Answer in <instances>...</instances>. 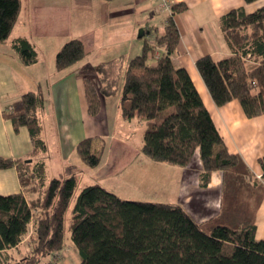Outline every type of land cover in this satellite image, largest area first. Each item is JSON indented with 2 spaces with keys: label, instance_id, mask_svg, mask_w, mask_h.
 Listing matches in <instances>:
<instances>
[{
  "label": "trees",
  "instance_id": "trees-1",
  "mask_svg": "<svg viewBox=\"0 0 264 264\" xmlns=\"http://www.w3.org/2000/svg\"><path fill=\"white\" fill-rule=\"evenodd\" d=\"M110 1V0H106ZM257 0H244L246 4ZM22 8L21 0H0V42L9 39ZM187 4H174V14ZM229 55L196 61L217 106L237 99L245 114H264V5L253 11L230 9L221 18ZM180 43L174 15L163 33L146 40L142 53L126 64L123 55L95 68L100 86L84 77V96L91 116L100 113L105 97L120 95V115L146 122L141 150L150 159L186 167L198 152L202 186L221 170L218 214L198 223L180 204L122 198L99 183L83 186L71 208V239L81 260L77 264H264V237L256 239V215L264 199V172L256 177L242 156L232 153L185 68L172 56ZM13 47L25 65L38 61L26 38ZM162 54H156L158 48ZM87 55L79 38L57 52L55 68L66 70ZM150 55L156 63L148 62ZM21 108L5 113L16 130L26 127L32 143L27 158L0 155V170L16 168L24 192L0 194V264H60L56 256L66 245V214L78 186V168L68 165L48 178L37 159L47 151L38 111L42 89L27 91ZM106 149L103 138L87 137L76 146L81 160L96 167ZM37 159V160H36ZM264 169V156L260 158ZM25 240L19 256L11 252Z\"/></svg>",
  "mask_w": 264,
  "mask_h": 264
},
{
  "label": "crops",
  "instance_id": "crops-1",
  "mask_svg": "<svg viewBox=\"0 0 264 264\" xmlns=\"http://www.w3.org/2000/svg\"><path fill=\"white\" fill-rule=\"evenodd\" d=\"M21 2L20 15L9 39L0 42V155L14 159H25L30 156L32 143L28 129L23 126L16 130L5 113L21 108V97L25 92L41 88L44 106L38 111V115L42 125V137L48 148L37 159L45 162L48 178L59 175L68 165H75L80 171L79 166L74 164L77 158L81 160L76 151L77 144L87 137L103 138L106 143V138L110 135L108 129L110 97L103 99L100 113L91 116L87 111L84 96V77L90 76L100 86L95 67L120 55L126 58L127 64L131 58L142 53L144 43L146 40L152 41L155 32L163 33L168 17L156 11V0H21ZM174 2H184L187 8L174 15L180 32V43L172 59L177 66L185 68L190 74L228 149L232 153L240 154L255 176L260 178L264 172L260 162V158L264 156V114L248 117L237 99L217 106L198 71L196 61L207 54L214 60L229 55L221 31V18L225 13L241 6L250 12L264 4L257 5L258 0L250 4H246L244 0H174ZM75 12L79 17H85L79 20L81 23L79 27H74ZM139 28L144 31L142 37L137 35ZM18 38H26L31 42L38 53L37 62L31 65L22 62L13 47V42ZM73 38L83 41L87 55L72 67L57 71L56 54ZM164 50L159 47L158 53L162 54ZM99 51H110L111 56H114L100 61L98 59L95 64L93 58L96 55L93 54ZM89 63L94 66H89ZM155 63L156 61L151 64ZM112 104H116L117 116H121L120 98ZM127 121L132 125H129L130 130L123 136L122 145L117 146V152L111 156L109 168L102 171L100 177L104 179L89 177L82 181L84 186L99 183L119 195L116 184L112 181L113 177L133 166L136 169V166L145 165L153 169L154 165L155 170L158 167L161 174L163 171V181L165 177L169 180L166 182L168 186L172 187L171 192L174 194L168 203L182 205L198 223L218 214L222 196V171H213L210 182L204 187L200 181L202 165L198 152L186 167L151 160L141 150L143 140L140 138L134 144L130 139L136 126L140 125L145 130L146 122L137 118ZM135 169L131 171L133 174ZM156 180L159 181V178ZM150 181L148 179L147 182ZM136 183L141 185L142 181L138 180ZM18 192H24L28 198H33L32 194L25 192L16 168L1 169L0 194ZM256 225L255 237L259 240L264 237V199L257 211ZM26 248L27 243L24 240L18 249L11 252L19 256Z\"/></svg>",
  "mask_w": 264,
  "mask_h": 264
},
{
  "label": "rangeland",
  "instance_id": "rangeland-1",
  "mask_svg": "<svg viewBox=\"0 0 264 264\" xmlns=\"http://www.w3.org/2000/svg\"><path fill=\"white\" fill-rule=\"evenodd\" d=\"M168 1H169V4L166 5V3H163L161 0H156V11L158 13L164 14L166 17H169L170 15H175L174 14V4H175L174 0H168ZM260 4H264V0H258L257 5H260ZM76 12L74 14V21H75L74 27H79V25L81 24L79 23V20L84 19L85 17H79V15ZM80 14L82 15V12H80ZM139 31H140V28L137 31V35ZM138 41H141V40L138 39ZM49 46L50 45H48V47ZM110 51L108 52L99 51L93 54V56L96 55L93 58L95 60V64H96V61H98V59L100 61L103 59H110L112 56H114V55L111 56L112 53L110 54L109 53ZM154 61H156V57L150 55L148 62L154 63ZM89 66H94V65H91L89 63ZM119 98H120V95H116L108 99V123H109L108 129H109L110 135H108V137L106 138V150L104 154L102 155V160L100 164L96 167H90L86 165L79 158H77V160L74 162V164H77L81 170L84 169L85 171H81V170L78 171V174H79L78 182L79 183L75 191L70 208L66 214V220H65L66 245L63 251H61L59 255L56 256V259H55L60 264H77L81 260V256L77 248L75 247L74 243L72 242L71 232H70L69 227L71 223V208L77 197V194L79 193L81 188H83L84 186V183H82V181L84 182L89 177L98 178L102 175L101 173L103 170L105 171L109 168V163L112 162L111 156L117 152V146L122 145L121 140L123 136H125V134L128 132V130H130L128 129L129 125H132L131 123L129 124L127 120L122 119L121 116H117L116 104L113 105L112 102ZM143 136H144V128L138 125L136 126L134 133H131L130 139L135 144L136 142H138L140 138L141 140H143ZM115 138H118V140H115ZM134 169H135V166L127 169L124 173L119 174L118 176L112 178L113 183L116 184V189H117L119 196H121L122 198H125V197L139 198L138 200H143V201L149 200V201H158V202L166 201L167 202L171 200L170 198L173 197L172 194H174L173 192H171L172 187L171 185L170 187L168 186L166 182H168L169 180L166 179L165 177L163 181L162 179L163 171L161 174L160 168L157 167L155 170L154 165H153V169L145 165H142L141 167L136 166L135 173L133 174V172L131 171H133ZM155 177L159 178V181H157ZM100 178L104 179V177H100ZM148 179H150L151 181L147 182ZM138 180L142 181L141 185L139 183H136ZM175 197H176V194H175Z\"/></svg>",
  "mask_w": 264,
  "mask_h": 264
},
{
  "label": "water",
  "instance_id": "water-1",
  "mask_svg": "<svg viewBox=\"0 0 264 264\" xmlns=\"http://www.w3.org/2000/svg\"><path fill=\"white\" fill-rule=\"evenodd\" d=\"M143 35H144V31H143V29H140L138 36L142 37Z\"/></svg>",
  "mask_w": 264,
  "mask_h": 264
},
{
  "label": "built area",
  "instance_id": "built-area-1",
  "mask_svg": "<svg viewBox=\"0 0 264 264\" xmlns=\"http://www.w3.org/2000/svg\"><path fill=\"white\" fill-rule=\"evenodd\" d=\"M163 3H166V5L167 4H169V1L168 0H161ZM156 54H158V52H156Z\"/></svg>",
  "mask_w": 264,
  "mask_h": 264
}]
</instances>
